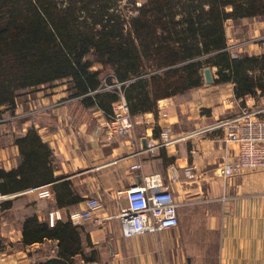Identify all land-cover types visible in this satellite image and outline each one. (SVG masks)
I'll return each instance as SVG.
<instances>
[{"label":"crops","instance_id":"1","mask_svg":"<svg viewBox=\"0 0 264 264\" xmlns=\"http://www.w3.org/2000/svg\"><path fill=\"white\" fill-rule=\"evenodd\" d=\"M208 68L211 83L203 70L200 86L188 90L186 96L159 99L155 111L135 114L132 133L116 142L104 141L100 128L107 115L102 110L77 101L64 103L69 100L67 86L54 88L50 100L46 96L35 102L41 108L33 120L18 129L13 127L11 116L3 115L0 125L7 128L3 137L0 134V168L6 172L18 168L21 158L16 141L35 128L52 148L54 181L42 186L50 190L51 197L40 198L38 190L42 187L31 188L30 192L5 195L10 197L2 202L13 201L12 206L0 210L16 211L18 222L34 216L45 225L51 212L60 215L52 227L57 226L58 235L32 245H23L18 224L9 234L18 249L13 248L10 255L1 254L3 264H130L129 259L138 256L143 243L152 242V236L159 246L171 247L162 239V234L171 231L178 261L174 264H264V172L221 178L217 168L226 147L218 132L202 139L188 138L153 153L147 148L150 139L159 140L168 125L179 137L233 111L234 84L217 81V68ZM161 109L166 111V118L161 116ZM20 110L17 105L14 112ZM136 164L140 168L132 169ZM189 168H194L192 178L186 175ZM173 174L177 180L171 183ZM145 178L171 183L180 204L179 225L156 235L124 238L118 215L127 206V199L124 195L118 201L117 194ZM89 197L100 198L103 208L90 221L72 223L69 214L83 209ZM153 263L150 257L149 264Z\"/></svg>","mask_w":264,"mask_h":264},{"label":"trees","instance_id":"2","mask_svg":"<svg viewBox=\"0 0 264 264\" xmlns=\"http://www.w3.org/2000/svg\"><path fill=\"white\" fill-rule=\"evenodd\" d=\"M105 1L84 0L85 6L76 8L73 4L66 6V0H0V57L13 55L25 67L21 75H13L21 78V87L57 86L61 81L67 86V99L96 107L105 115L111 113L113 104L123 94L132 119L135 114L155 111L159 99L186 96L188 90L200 86V70L205 65L217 68V81L234 84L237 98L264 95V54L250 57L224 50L226 20L264 17V0H248V4L237 0H206L210 5L208 12L204 14L200 10L195 16L184 18L187 28L171 37L182 45V52L166 44V37L156 44L151 55L156 69L148 78L140 73L141 50L130 42H122L124 29L111 12L114 0ZM95 4L102 9L96 19L99 23L93 26L79 21V14L90 12ZM134 28L147 30L148 24L135 18ZM117 37L121 40L115 41ZM190 37L201 38V48L188 47L185 43ZM205 53L206 60L196 59ZM249 69L260 72V76H250ZM13 82L6 88L0 85V120L4 115L2 109L16 108ZM115 83L121 85L114 87ZM16 143L21 162L9 172L0 168V195L40 188L54 181L53 151L38 131L29 129ZM12 202H1L0 208H9ZM21 227L23 245L58 235L57 226L42 224L34 216H27ZM52 262L39 264L57 261Z\"/></svg>","mask_w":264,"mask_h":264},{"label":"rangeland","instance_id":"3","mask_svg":"<svg viewBox=\"0 0 264 264\" xmlns=\"http://www.w3.org/2000/svg\"><path fill=\"white\" fill-rule=\"evenodd\" d=\"M244 1L246 4L249 2L248 0H237L238 3ZM71 4L75 5L76 8L85 6L84 0H66V6ZM262 6L264 7V3H262ZM94 7H90V12L79 14V16L77 13L78 20L93 26L99 23L96 19L102 10L101 5L95 4ZM111 8V12H114L117 21H119L124 29L123 34L125 37L122 42H130L134 44L135 47L138 46L137 48L141 50L138 53V57L141 59L140 73L143 75L142 77L147 76L148 78L153 74L152 71L156 69V61L151 56L152 51L156 48V44L166 37L168 39L165 41L166 44L172 45L182 52L184 50L182 45L177 43L175 39H171V37L174 38L182 34L181 30L186 27L184 18H187L190 14L195 16L200 10L206 14L210 9V5H208L206 0H114V5ZM230 10L232 9L228 8V11ZM135 18H141V20L146 22L148 24L147 30L135 29ZM181 20H183L181 24L176 25L173 23ZM177 28L182 29L179 31ZM225 30H227L225 49L229 53L235 51L241 56L250 57L264 54V17L229 18L225 22ZM119 39L121 40V38L117 37L115 41H120ZM200 40L201 38L197 39L190 37L185 44H189L188 47L198 46L201 48L202 45ZM250 53L252 55H249ZM254 53H257V55H254ZM207 57L208 54L205 53L204 55L196 57V59L204 61ZM207 67L208 66L205 65V67L200 70L202 76L204 73L203 70L205 71ZM23 71H25V67L15 56L5 54L0 57V85L6 88V86L10 85L14 80L13 83H15L16 87L14 90V95L16 97L15 107L17 105L21 107V110L17 113L14 112V108L9 107L7 110L2 109L4 115L12 117L10 120L15 129H18L19 126L34 119L36 110L41 108L38 104L36 106L35 102H41L42 98H46V96L49 98L54 88L65 86L59 81L57 86L38 85L30 88H23L20 86L21 82L19 80L21 78L13 77L14 74L21 75ZM247 72L253 77L260 76V72L258 71L249 69ZM118 84L120 83H115L114 87H119L121 85ZM18 86H20V88ZM50 99L51 98H49V100ZM57 102H59L58 99ZM6 128L7 127L0 125V134L2 137L6 132ZM20 223L21 222H18L16 219V211L3 212L0 210V264H3V253L6 252L10 255L9 253L12 252L11 250L13 248L18 249V243H12L9 234L11 231L18 228V224ZM154 237L152 236V242L150 241L148 245L143 243V251L139 253L138 256L130 258V264H149L150 257H152L154 261L153 264H174L178 262L173 247L174 232L171 231L162 234V239L164 240L162 241L171 244V247L168 245L159 246L160 244L156 243V237L155 239Z\"/></svg>","mask_w":264,"mask_h":264},{"label":"built area","instance_id":"4","mask_svg":"<svg viewBox=\"0 0 264 264\" xmlns=\"http://www.w3.org/2000/svg\"><path fill=\"white\" fill-rule=\"evenodd\" d=\"M120 85V84H118ZM71 100H66L69 102ZM161 108L160 103L158 104ZM234 109L229 114L216 118L211 124L202 126L192 132H187L175 137L171 125L166 126L160 133L159 140L152 138L147 144L148 150L153 153L162 148H169L188 138L202 139L207 134L218 132L225 143V153L217 168V174L224 180L233 179L248 173L264 172V95H247L235 97ZM39 111V110H38ZM161 116L167 117L166 111ZM104 132L105 142H116L132 133L134 122L130 107L123 94L113 104L112 111L107 115L106 122L100 128ZM138 164L132 169H138ZM194 168L186 170L189 178L194 177ZM171 183L177 180L176 174L170 178ZM170 182L150 181L145 178L126 191H120L116 200L125 195L127 206L121 208L118 215L121 233L124 238H132L142 234H159L164 231L174 230L179 225L177 210L180 206L176 200ZM29 190L27 192H30ZM40 198L51 197L48 188L38 190ZM10 196H1L0 202ZM227 197H223V200ZM103 208V203L98 197H89L85 207L71 212L69 219L74 224L90 221ZM60 219L58 212H51L48 224L53 227ZM90 264H98L96 262Z\"/></svg>","mask_w":264,"mask_h":264},{"label":"water","instance_id":"5","mask_svg":"<svg viewBox=\"0 0 264 264\" xmlns=\"http://www.w3.org/2000/svg\"><path fill=\"white\" fill-rule=\"evenodd\" d=\"M205 78H206V81L208 83H211L212 82V75H211V71L209 68H206L205 69Z\"/></svg>","mask_w":264,"mask_h":264}]
</instances>
